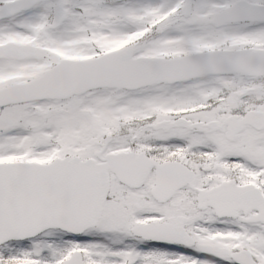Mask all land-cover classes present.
Segmentation results:
<instances>
[{"label":"snow or ice","instance_id":"snow-or-ice-1","mask_svg":"<svg viewBox=\"0 0 264 264\" xmlns=\"http://www.w3.org/2000/svg\"><path fill=\"white\" fill-rule=\"evenodd\" d=\"M0 264H264V0H0Z\"/></svg>","mask_w":264,"mask_h":264}]
</instances>
